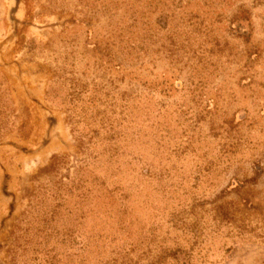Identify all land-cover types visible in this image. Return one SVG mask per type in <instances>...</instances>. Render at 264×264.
<instances>
[{"label": "rangeland", "instance_id": "374dc122", "mask_svg": "<svg viewBox=\"0 0 264 264\" xmlns=\"http://www.w3.org/2000/svg\"><path fill=\"white\" fill-rule=\"evenodd\" d=\"M202 1L182 0V7L212 24L243 5L248 45L225 34L229 58L190 59L179 49L178 63L171 64L160 48L129 61L115 25L121 11L116 17L104 11L110 0H0V264L78 263L63 254H76L82 237L64 252L61 220L41 232L34 205L40 185L67 184L87 164L85 171L95 169L99 177L118 169L106 183L130 190L139 221L151 216L141 203L155 201L157 183L144 178L151 167L172 184L167 192L176 200L196 197L208 209L235 201L249 216L264 210V0L223 9ZM225 25H213L214 36L222 37ZM252 44L259 58H247ZM106 119L121 134L117 147L108 141ZM110 147L120 156L109 164ZM51 201L43 198L41 209ZM177 235L162 226L158 240L169 245ZM222 254L215 252L222 256L218 264H264L261 243Z\"/></svg>", "mask_w": 264, "mask_h": 264}, {"label": "trees", "instance_id": "16d2710c", "mask_svg": "<svg viewBox=\"0 0 264 264\" xmlns=\"http://www.w3.org/2000/svg\"><path fill=\"white\" fill-rule=\"evenodd\" d=\"M207 1H202L204 7L208 4L214 8L221 5L223 9L225 6L231 8L238 0ZM259 2L256 4L260 5ZM190 3L188 1L185 7ZM109 5V9L104 11L111 17L118 16V10L121 11L115 25L124 37L122 53L129 61L144 60L143 57L150 53L152 56L159 53L160 48L171 64L178 63L175 52L179 49L191 54L190 59L211 60L223 55L229 58L233 56V51L228 48L225 34L229 35V39H242L246 45L252 35L251 31H245L244 26H250L248 10L241 4L230 19L222 18L217 22L226 24L220 38L214 36L217 28L213 29V25L217 23H204V17L182 7V0H110ZM110 10H113L112 14ZM160 38L164 40L162 44H159ZM246 53L248 59H256L262 52L252 44L247 47ZM194 73L197 74L196 71ZM163 86L164 82L154 83L149 85L148 90L156 91ZM173 90L177 89L174 87ZM171 91L170 88L161 89L166 94ZM106 120L108 141L117 147L121 134L112 122ZM106 152L109 164L120 156L117 148L110 147ZM88 166L81 167L76 177L67 184L40 185L35 196L39 198L34 207L35 218L41 216V232L49 230L57 221L61 222L64 252L71 239L82 237L81 251L72 255L63 254L67 260L76 256L77 264H218L222 256H215V252L227 254L235 245L245 243L264 244V210L257 216H249L246 206L235 201H224L208 209L196 197L176 200L170 197L173 192H167V186L172 184H163L151 167L146 168L144 178L157 183L155 201H152L155 203L151 202L152 199L141 203V212L148 211L151 216L146 221H139L132 215L130 190L106 183L118 174V169H110L109 174L99 177L94 175L95 169L86 172ZM178 186L183 185L180 183ZM195 189L192 187L191 194ZM47 195L52 200V206L44 211L40 205ZM162 226L166 231L170 228L179 233L169 245H164L163 239L158 240ZM87 227L92 228V233L86 236L82 231ZM118 241L122 242L121 245L116 244Z\"/></svg>", "mask_w": 264, "mask_h": 264}]
</instances>
